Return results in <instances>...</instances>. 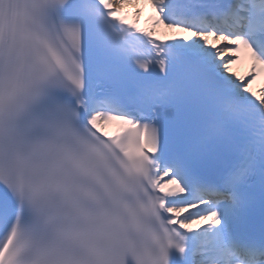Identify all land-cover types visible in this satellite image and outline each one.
Listing matches in <instances>:
<instances>
[{
  "label": "snow or ice",
  "instance_id": "obj_1",
  "mask_svg": "<svg viewBox=\"0 0 264 264\" xmlns=\"http://www.w3.org/2000/svg\"><path fill=\"white\" fill-rule=\"evenodd\" d=\"M0 264H264V0H0Z\"/></svg>",
  "mask_w": 264,
  "mask_h": 264
},
{
  "label": "rangeland",
  "instance_id": "obj_2",
  "mask_svg": "<svg viewBox=\"0 0 264 264\" xmlns=\"http://www.w3.org/2000/svg\"><path fill=\"white\" fill-rule=\"evenodd\" d=\"M148 11L147 9L144 7V13L141 15V21H143V16L144 14H146ZM143 26V25H142ZM159 34H161L162 36H166L168 35V33L166 31H161V30H158ZM234 70L237 72V73H243V71L245 70V66L244 67H241V68H235L234 66Z\"/></svg>",
  "mask_w": 264,
  "mask_h": 264
},
{
  "label": "bare ground",
  "instance_id": "obj_3",
  "mask_svg": "<svg viewBox=\"0 0 264 264\" xmlns=\"http://www.w3.org/2000/svg\"><path fill=\"white\" fill-rule=\"evenodd\" d=\"M145 8L147 9V11H148V8H147V6L145 5ZM245 66V64L244 63H241V64H239V65H236L235 66V68H241V67H244ZM235 71V70H234Z\"/></svg>",
  "mask_w": 264,
  "mask_h": 264
}]
</instances>
